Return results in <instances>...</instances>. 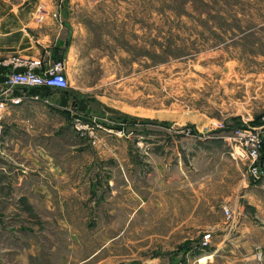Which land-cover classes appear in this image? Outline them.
Masks as SVG:
<instances>
[{
	"label": "rangeland",
	"instance_id": "1",
	"mask_svg": "<svg viewBox=\"0 0 264 264\" xmlns=\"http://www.w3.org/2000/svg\"><path fill=\"white\" fill-rule=\"evenodd\" d=\"M51 1L55 11L41 0L33 21L39 27L51 18L62 27L63 11L75 25L74 45L65 51L60 45L57 57L65 62L70 91L118 114L96 119L75 111L77 137L96 145L105 119L113 120L121 137H130L132 130L136 136L148 132L155 161L165 152L175 153V145L181 151L179 172L166 170L165 181L175 174L178 183H192L179 193L160 194L164 176L162 181L154 165L134 177L114 178L113 185L128 188L114 194L122 203L118 220L111 225L103 217L99 226L75 224L71 231L82 233L83 240V233L94 231L119 237L82 241L81 257L100 250L88 264L100 259L110 264H264V207L238 200L229 205L233 217L226 220L211 209L218 204L207 180L214 170L212 157L215 166L231 160L251 180L230 138L237 129H264V0ZM40 8L46 13L39 14ZM53 230L60 232L57 225ZM208 233L213 240L202 248L201 238Z\"/></svg>",
	"mask_w": 264,
	"mask_h": 264
},
{
	"label": "crops",
	"instance_id": "2",
	"mask_svg": "<svg viewBox=\"0 0 264 264\" xmlns=\"http://www.w3.org/2000/svg\"><path fill=\"white\" fill-rule=\"evenodd\" d=\"M1 1L0 86L16 72L11 64H6L9 58L40 59L45 68L58 60L60 45L64 51L74 45L76 27L65 13L62 14L63 11L62 27L51 18L38 27L33 18L41 0H20L15 5L9 0ZM44 1L46 7H52L49 11L54 12L52 1ZM20 91L37 99L14 108L3 120L0 138V264H45V261L69 264L68 260L72 258H80L76 264H88L98 257L100 250L88 257H81L84 251L82 241H113L119 235L104 237L102 233L94 231L87 235L83 233V240L82 233L71 231V226H99L103 217L110 218L111 225L118 220L116 214L122 208V203L114 194L128 188L113 185L114 178L134 177L154 165L162 181L164 176V183L158 185L160 194L167 191L179 193L188 187L187 184L192 185L188 181L179 184L178 180L181 179L175 175L182 161L179 147L175 145V153L165 152L155 161L148 132L136 136L135 130H132L130 137H121L118 126H113V120L109 122L105 119V124L98 131L96 145L78 138L72 129V119L76 113H81L85 118L116 117L118 114L108 106L87 103L70 89L15 90ZM188 152L192 156L198 154L196 150ZM171 155H174V161ZM208 161H212L214 170L207 180L211 181L209 186L215 191L213 198L218 204L211 206L212 210L216 207L218 214L223 216L222 208H230L229 205L238 200L256 209L264 207V180L252 184L247 180L244 168L231 160L222 166H215L216 159L213 157ZM262 163L264 167V154ZM192 168L196 169V166ZM166 170L170 174L176 172L167 181ZM190 173L192 180L194 173ZM146 190L156 191L149 187ZM103 194L110 195L103 198ZM135 205L134 202L133 209ZM134 215L133 211L132 217ZM132 217L126 220L127 225L132 222ZM221 222H218V226ZM182 224L180 222V226ZM55 225L60 229L59 233H54ZM59 238L62 243L55 244ZM94 264L110 263L100 259Z\"/></svg>",
	"mask_w": 264,
	"mask_h": 264
},
{
	"label": "built area",
	"instance_id": "3",
	"mask_svg": "<svg viewBox=\"0 0 264 264\" xmlns=\"http://www.w3.org/2000/svg\"><path fill=\"white\" fill-rule=\"evenodd\" d=\"M45 13V10L40 8L39 14ZM6 64H11L16 72L8 78L5 84L0 86V138L3 132L4 116L24 102L37 99L27 96L22 91L15 92L17 88L69 89L64 61L55 60L50 66L44 68L40 59L28 60L13 56L6 61ZM37 70H40V73H37ZM77 122L81 126L82 122L79 120ZM83 127H85L84 129L87 128V126ZM91 130L93 131V128ZM230 139L233 143V150H235L234 153L237 156V161L248 168L250 181L256 183L264 178L262 163L264 129H237L232 133ZM222 213L226 220H231L233 217L228 207H223ZM211 241V234H205L201 238L200 245L202 248L210 247ZM257 253L260 255L261 252Z\"/></svg>",
	"mask_w": 264,
	"mask_h": 264
},
{
	"label": "trees",
	"instance_id": "4",
	"mask_svg": "<svg viewBox=\"0 0 264 264\" xmlns=\"http://www.w3.org/2000/svg\"><path fill=\"white\" fill-rule=\"evenodd\" d=\"M263 154V153H262ZM262 160H263V157H262Z\"/></svg>",
	"mask_w": 264,
	"mask_h": 264
}]
</instances>
